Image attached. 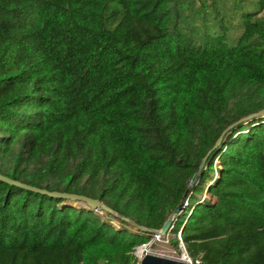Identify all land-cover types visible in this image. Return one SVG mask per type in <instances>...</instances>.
I'll return each mask as SVG.
<instances>
[{
  "label": "trees",
  "instance_id": "1",
  "mask_svg": "<svg viewBox=\"0 0 264 264\" xmlns=\"http://www.w3.org/2000/svg\"><path fill=\"white\" fill-rule=\"evenodd\" d=\"M180 1L0 0V173L162 228L264 108V0L234 43L222 25L199 44ZM66 200L0 180V264H136L154 236ZM173 226L192 257L264 264V118L225 136Z\"/></svg>",
  "mask_w": 264,
  "mask_h": 264
},
{
  "label": "rangeland",
  "instance_id": "2",
  "mask_svg": "<svg viewBox=\"0 0 264 264\" xmlns=\"http://www.w3.org/2000/svg\"><path fill=\"white\" fill-rule=\"evenodd\" d=\"M255 1L256 0H181L180 2H184V9H181L182 15L177 25L180 31L192 35L197 44L203 42L207 33L214 34L222 32L223 25L226 27L229 41L234 43L243 28L242 15L246 11L254 9ZM215 165L217 167L219 166L218 159L215 160ZM218 175L219 174L215 172L214 177ZM198 198L215 200L208 191L199 194ZM65 203L81 206L75 201L66 200ZM102 215L106 218H110L111 222L117 227L126 226L133 230L138 229L134 224L124 220L125 223L123 224L121 218L116 215L105 212ZM174 238L175 234L172 232L161 238L154 235L149 243L138 247L135 253L140 255L142 250L147 248L157 253L172 255L176 250L172 243Z\"/></svg>",
  "mask_w": 264,
  "mask_h": 264
},
{
  "label": "water",
  "instance_id": "3",
  "mask_svg": "<svg viewBox=\"0 0 264 264\" xmlns=\"http://www.w3.org/2000/svg\"><path fill=\"white\" fill-rule=\"evenodd\" d=\"M257 118H264V108L249 113L248 115L238 119L237 121H234L230 125H228L221 133L215 144L209 151L206 153V155L202 158L200 165L198 167V171L195 174L194 178L191 179L188 183L187 188L185 189L181 199L179 200L176 207L170 212L169 216L165 220L162 228L156 229V228H148L143 225L137 224L134 220H132L130 217L124 216L119 214L117 211H115L112 207L107 205L101 198L91 197L89 195L80 194V193H74V192H65V191H59V190H48L45 188H40L37 186H33L30 184H27L25 182H22L20 180L13 179L7 175H4L0 173V180H3L5 182L36 191L39 193L47 194L53 197L58 198H64L69 201H75L78 202L81 206L94 209L95 211L99 212L100 214L109 213L111 215H116L120 217L122 220L134 224L138 229L148 231L150 233H153L156 237L161 238L168 235L171 230L174 222L176 219L185 211L186 206L188 205L189 197L191 193L193 192L195 186L199 182V180L202 177V174L204 170L206 169L210 157L212 156V153L217 150L224 141L225 136L235 127L240 125L241 123H248L251 120H255ZM181 234V233H180ZM146 245V244H144ZM137 255V253H136ZM138 256V262L137 264H187V261L180 259L179 257L169 255V254H163V253H157L154 251H144Z\"/></svg>",
  "mask_w": 264,
  "mask_h": 264
},
{
  "label": "built area",
  "instance_id": "4",
  "mask_svg": "<svg viewBox=\"0 0 264 264\" xmlns=\"http://www.w3.org/2000/svg\"><path fill=\"white\" fill-rule=\"evenodd\" d=\"M173 227L174 226H172V228ZM178 238L180 239L179 249L175 250V253L172 254L173 256L179 257L180 259L187 261V264H210V263L203 261L201 257H192L190 253L188 252V250L186 249V246L182 240L180 233H178Z\"/></svg>",
  "mask_w": 264,
  "mask_h": 264
},
{
  "label": "bare ground",
  "instance_id": "5",
  "mask_svg": "<svg viewBox=\"0 0 264 264\" xmlns=\"http://www.w3.org/2000/svg\"><path fill=\"white\" fill-rule=\"evenodd\" d=\"M146 250H147V251H149V249H147V248H144V249L142 250V252H144V251H146ZM142 252H141V253H142ZM141 253H140V254H141Z\"/></svg>",
  "mask_w": 264,
  "mask_h": 264
}]
</instances>
